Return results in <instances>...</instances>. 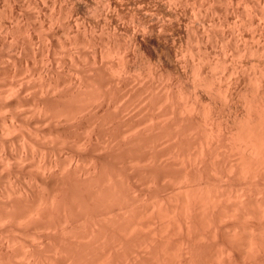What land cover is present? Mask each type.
<instances>
[{
  "label": "bare ground",
  "instance_id": "1",
  "mask_svg": "<svg viewBox=\"0 0 264 264\" xmlns=\"http://www.w3.org/2000/svg\"><path fill=\"white\" fill-rule=\"evenodd\" d=\"M165 1L164 3H166ZM175 1L176 4L181 2V0ZM242 1L252 10L250 14L246 9H243V17H249L248 24L259 31V38L262 37L264 32L263 26L256 20L257 17H261V19L264 20V7L259 2L261 0ZM232 2L233 1H231V3ZM239 2L240 0L237 3ZM170 3L172 2L170 1ZM164 7L167 9V4H164ZM113 8L116 10V7ZM170 9L171 12L169 13L175 17L173 18L172 16V18L178 21L179 16L177 10L179 9ZM170 9L168 8L167 10L170 11ZM61 12L60 10V13ZM154 14H156V12ZM172 18H170L171 21ZM170 19L168 18V20ZM194 25L192 26V30L197 29ZM84 27H86V25ZM142 28L143 27H141V29ZM162 28H164V26H161V29ZM66 31L67 29L65 32ZM231 31L233 32V30ZM65 32L64 34H66ZM199 34L201 33L199 32ZM239 34L240 32L238 35ZM237 38L239 39V37ZM251 38L254 41L255 38ZM251 38L250 41H252ZM229 40L230 39H228V41ZM12 41L13 40L10 42L12 43ZM136 41L138 42V39H136ZM129 43L131 45V42ZM223 43L225 42L223 41ZM123 44L124 43H122V45ZM227 44L226 42L225 45ZM11 45H13V43ZM201 45L203 44L201 43ZM16 46H14V48ZM71 47H73V45ZM113 47H115V45ZM259 47L256 49L254 48L252 51L256 52V54L260 51L264 53V49H259ZM58 48L61 49V47ZM118 48L116 47V49ZM234 48H236V46ZM134 49L136 48L134 47ZM114 52L116 55V51ZM261 53H259V56ZM118 54L116 58H118ZM185 54L186 53H184V56ZM191 54L190 56H193ZM52 55L54 56L53 53ZM97 55L94 57H98ZM115 55L113 54L112 56L114 57ZM175 55L177 57V53ZM241 55L242 54H239L238 56L242 58ZM119 56L120 59L124 57L120 54ZM249 56H251V54ZM42 58L44 57L42 56ZM116 58L113 59L116 60ZM212 58H214V56ZM252 58L254 59V57ZM194 59L195 58H193V60ZM223 59L225 58L223 57ZM258 59L261 61L260 58ZM77 60L79 61L80 59L77 58ZM105 60H103V62ZM11 61L12 60H10V62ZM99 61H101V59L97 60L96 63L92 62L96 69L99 67L98 65L100 63L97 64ZM126 61L128 62V60ZM120 62L122 61L120 60ZM175 62L177 61L175 60ZM55 63L56 61L53 64ZM58 63L59 62H57V65H59ZM120 64L121 63H119L121 67L120 72H122L123 75H121L123 77L125 75V70L127 71L125 64L128 65V63L122 62V64ZM199 64H192V70L194 71L190 70L192 71V75H194V72H197V74H195L197 76H195V79L197 80L194 81L191 79L192 82H196V87L193 86L194 89L206 86L209 81H212L209 80L210 78H207L208 76L204 74V71V73L201 72L203 67L198 66ZM50 65L52 66L51 62ZM74 65L75 64H71V66ZM79 65L80 64H78V67ZM261 65H263V62ZM69 66L68 64V67ZM102 66L104 67L103 64ZM238 66H233L230 71V74L231 72L233 73L230 77L232 78L235 76L234 83L231 82L233 84L241 79V75L236 76L240 73L233 72V70L238 69ZM85 67L86 66L83 68L82 65V67L79 68L85 69ZM94 67L92 69L96 70ZM128 67H130V65ZM215 67L217 68V64ZM215 67L214 71L217 73L219 69L216 70ZM106 68L104 67L103 70L106 71ZM212 68L213 67H211V70ZM256 68V70L253 68V72H251L252 74L248 79L242 74L243 77L250 80L252 92V95L248 92L250 96H247L250 98H245L247 97L246 94L242 96L245 99L243 100L245 101V105H242L243 101L238 99L241 95H239V92L242 90V87L239 90V85L237 86V84H235L236 88L232 90V88L230 89L232 85L230 81H227V83L231 84L230 86L227 83L225 86H222L220 85V79L222 77H218V80L215 76L213 79H216V81L218 80L215 86H218L219 91H223L225 97L222 95V91L221 95L225 100L222 99L223 101H221L219 98V101H216L213 97L212 99H214L215 102H208L213 105L211 106L210 104V107L207 101L205 104L203 102L204 99H200L195 91L190 94V97L188 96L189 94L186 96L187 101L183 105L175 99L176 91L175 93L172 91L173 88L170 86L172 84L168 86V83H165L168 87L165 88L166 86H164V89L167 90H164L166 92L163 95L157 93L155 88L150 89L152 86L154 87V84H151L152 86L149 85L150 88L148 90L149 93L146 94L147 96L142 94L146 96L145 98L148 100V103L151 102V104H149L150 106L148 105L149 110L151 105L153 108V104H156V100L162 103L161 107L156 105L159 107V110L157 109L158 107H154L160 111V115L157 114L156 109V111L154 108V111L152 110L153 115L155 113L158 115H156V118L153 117L154 122H149L152 121V117H149L150 120L147 119L148 116L145 115L149 112L146 110L147 108L144 110V113L147 111L145 114L142 111V115L144 114L143 117H146L144 120H140V118V122L138 119L135 120L134 116H131L132 113L130 118H127V112L131 110L128 107L133 103H131V101H127L124 105L120 106L124 102L121 101L122 103L118 106L119 108L117 107V98L120 99L121 96L124 97L125 95L123 94L125 90L127 92L128 87L126 85L127 89L125 87V90H123V85L121 90L124 91V93L121 94L120 97L118 95L117 98L115 97L117 96L115 90L120 88L119 85L115 90L112 88L114 92L111 91L112 89L106 90L105 88V90L102 91L100 90L103 89L102 86L95 85V80H99L100 78V73L98 71L101 67L95 71L97 79L94 81L90 79L91 82L88 78H91L93 73L89 71L91 76L88 73L87 77V72H85L86 75L82 73L83 76L80 77L78 76V71H76L75 73L77 74L75 76L81 79L77 80L75 77L70 78L68 76L70 79L74 78L76 80L72 79L73 81L68 83L66 78L65 81L68 85L70 84L69 88H66L68 85L64 84L63 86H66L64 88L62 87L63 90H58L57 92H55V85H53L57 77L52 75L55 78L53 79L54 81L52 80V83V81H50L52 76H49L50 78L48 81H50L51 84L48 81L49 85L45 82V94H43V96L40 95V99L38 98L39 100L36 101L37 98H34L35 100L31 105V103L25 99L24 102H21L23 99H18L21 100L19 102L22 103V106L20 103L17 104L21 106L20 109H23L22 107L25 102L24 106H26V104H29L28 108L31 106L27 109L28 111H19L20 109H17V105L9 106V108L7 106L6 108L2 106L1 108L5 110H2V116L0 115V118L2 117L0 119V130L2 132L14 134L20 124L24 127L27 125L34 130H24L25 133L26 131H28V133H26V135L24 134L23 137H21L22 134L19 135L16 133L17 137L15 138L11 134L12 136L10 137H12L11 139L16 145L14 149H17L18 153L16 152L17 154H14L15 152L13 153L12 149L11 151L8 150L5 153L3 152L4 154L1 153L3 154L2 160L0 158V161H2V170H4L5 167H9V165L11 166L13 161L17 162L16 159H18V162L22 159V163H19L21 166H19L18 163L17 165L14 163L16 166L14 164L12 165L15 166V168H18V166L22 167L24 163L23 160L25 159V165L26 163L30 164L32 162V166H36L34 169H41V171H33L31 168L32 166L30 168L27 166V170H25L27 177L24 176V181L21 183L19 182L20 186L18 185L19 183H16L17 187L13 184V181L10 180L11 174H9V170H5V172L9 174V180L12 181L10 183L16 187L12 188L8 179H6L9 184L5 182L6 185L4 186L7 188L4 192L3 190L5 187L2 188L3 190L1 191L3 194H0V264H264V101L262 102L263 104H261V102L259 103L257 101L259 99L256 100V97L259 95L263 96L262 99H264V71L261 69V66H257ZM69 69L71 68H68V72H71ZM72 69H74L72 72V75H74L75 68ZM117 70L116 68V71ZM245 70L247 71V69ZM214 71H212L213 74ZM100 72L102 73V70H100ZM132 72L131 75L134 74V71ZM225 73L223 72L224 75ZM235 73L236 75H234ZM102 74H100L101 77ZM108 74H103L104 77H102L103 79L101 78L102 82L104 81V85L108 84L112 86L113 84V87H116L114 83H118V81L114 83L113 81L118 80V77H121L119 76L120 74H117L118 77L115 78L113 76L114 74H112L111 78ZM46 75L48 76V73ZM69 75L71 74L69 73ZM152 75L154 74L152 73ZM84 76L87 80L84 79ZM105 77H108L107 79L110 78L108 81L106 79L109 83L112 79V84L105 83ZM125 78L127 79V77ZM125 78L123 80H125ZM236 78L239 80L237 79L236 81ZM31 80L33 82L32 78ZM58 80L57 82L60 81ZM180 81L182 80L180 79ZM216 81L214 80V83H216ZM224 81L225 80H223V82ZM219 82L220 84H218ZM99 83L100 81L97 82V84ZM174 83L177 84L175 81ZM37 84H39V82ZM124 84L127 83L125 82ZM97 87H100V91H98ZM52 88H54V92ZM145 88H148V86H145ZM250 88L248 89L250 90ZM16 89L14 93H16ZM57 89H61L60 86H58ZM118 89L116 91L117 94L122 93V91ZM200 90H202V88H200ZM11 91L14 90L11 89ZM203 91L204 90H202V92ZM130 92H127V94H130ZM156 93L163 97L161 98V96H159V99L156 98ZM94 94H97V96ZM92 95L96 97L91 99ZM11 96L13 97V95ZM218 97L220 96L217 95L216 99H218ZM236 97L241 103L238 104V106L241 105L243 107L241 110L239 109V111L234 112L235 109L233 108H238L236 103L239 102L236 100ZM254 101L257 102L255 103ZM17 102H15V104ZM138 103L139 102H137V104ZM162 107L164 110L161 109ZM24 108H27V106ZM126 109H129V111ZM137 109H135L136 112ZM28 115H31L33 119L35 117L36 121L35 119L32 121L38 123L33 122L35 123L33 124L31 119H29L31 117ZM27 117H29V120ZM44 124H49L50 128ZM23 126L20 127L24 128ZM46 127H48V129H46ZM22 128L19 129L22 130ZM32 132H35V137H38L40 133L39 137L40 135L41 137L38 139L42 141H39L37 137H33L34 135ZM42 136L44 140L41 139ZM8 142L9 140L5 142L7 146L10 145ZM32 146H36L37 149ZM5 160H7V166H5ZM10 161L11 163H9ZM25 165L24 167H26ZM16 172L15 170V173ZM25 179H28V182H26ZM13 180L16 182L15 178H13ZM144 185L148 186L144 188ZM4 220H6V222L2 224L1 221L3 222ZM14 230H17L15 231L16 233ZM27 236L29 239H32L34 236L36 241L34 238V241L31 239L29 240Z\"/></svg>",
  "mask_w": 264,
  "mask_h": 264
},
{
  "label": "rangeland",
  "instance_id": "2",
  "mask_svg": "<svg viewBox=\"0 0 264 264\" xmlns=\"http://www.w3.org/2000/svg\"><path fill=\"white\" fill-rule=\"evenodd\" d=\"M95 3H94V2ZM123 1V2H122ZM137 1V2H135ZM165 0H0V115L1 113L3 112L2 110H4L3 108H1L2 106L6 108V106L9 108V106H16L17 104H19L22 99L23 101L21 102H24V99L29 101L31 103V105L33 104L32 102L36 99L39 100L40 99V95L43 96V94H45V89L44 87L45 86V82L48 81V79L50 78L49 76H54V77H57L56 79L52 76L50 79V81H52L53 79H55L56 82L53 83V85H55V92H57L58 90H63L62 87L64 88L65 86H63L64 84H67V80H68V83H70V81H73L72 79H70L71 77H75L77 80L78 79H81V78H78V76H83L82 73H84V75H86L88 77V73L89 75L91 76L90 72L93 73V76L91 78H88L89 80H95L97 79L96 78V72L98 70V68L102 70V73L105 75V74H108V76H110V78L112 77V74H114V78L115 77H118L117 74H120L119 76L122 77V72H120L121 70V67L119 66V63L122 64V62H126L128 63L125 64L126 66V69L127 71L130 70V71H126L125 70V73L123 71V73L125 74L123 77H127V79L125 78V80H123L124 78L122 77H118V80H110V83L107 82L109 79H107L106 77L104 78L105 80V83H109V84H112V81L113 83L114 82H117L118 83H114V86L116 87H113V84L112 86L111 85H108V84H105L104 85V81L102 82L101 78L104 77L103 74L100 72V70L98 71L100 74H102V77L101 75L99 74L100 78L99 80H95L96 82V86L99 85V86H102L103 89H100V87H97L98 88V91L100 90H107V89H112L114 88V90L117 88V86L119 85V91H122L121 87L124 85V89L125 90V87L127 89V92H130V94L126 92L125 90V93L124 91H122V93H119L120 94H117V89L115 90V94L117 96H115L116 98L120 97L121 94L125 95L124 97H120V99L117 98V107L120 105V103H123L120 105H124V103H126L127 101H131L132 105L130 104V106L128 107L129 109H131L129 111V109H126L128 114L125 116L128 118H130V115L132 113V117L134 116L135 120L138 119L139 121V118L140 120H144L146 117H143L144 114L147 112L144 113V110H148L149 112H147L145 115L148 116L147 119H149V117L152 119V121H149V122H154V118H156V115H160V111L159 110V107L162 106V103H160L159 100H156V104H153V108L154 107H158L156 105H159V107L156 109L154 108V110L156 109L157 110V114L155 113L154 115L152 114V112L154 111L153 108H152V105H151V108L149 110V107L148 105L151 104L148 103V100H146V94L149 93V88L151 84H154V87L152 86V88L150 89H154L156 90L157 93L159 94H164L166 91L164 90H167V89H164V86H166L167 84L165 83H168V86L169 84H172L170 85L172 89V91L175 93V99L177 101H179V103H182L183 105L186 103L187 101V98L186 96L188 95L190 97V94H192V92H196L199 96L200 99H204V103L206 104V101L207 103L208 102H212L215 100L219 101V98L221 99V101H223L222 99H224V93L222 90L219 91V88L218 86H215L217 85V82L219 80L218 77H222L220 80V82L218 84L220 85H226L227 81L230 83L235 81V76H233L232 78L230 77L233 73L231 72L230 74V71H231V68L233 66H238V69L237 70H233V72L235 71L236 73H240L239 75L236 73L234 75L236 76H240V78L242 79H238L236 78V81L237 79L239 81H237V83L235 82V84H237V86L239 87V90L241 89L242 87V90L239 92V95H236V96H239L238 99H240L241 101L245 100L242 96H244L246 94L250 96V94L252 93L251 92V88H250V80H247L250 76H251V72H253V68L254 70H256L257 66L260 67L261 66V69H263L264 71V53L261 51L259 53L260 56H259V53L256 54V52L252 51L254 50V48H258L259 46V49H264V32H263V35L262 37L259 38V31H257V29H255V27L249 25L248 23V19L249 17L247 18H244L243 17V9H246L247 12H251L252 10L249 9V6L246 5L242 0H240L239 3H237L238 1L236 0H231L233 1L231 3L230 0H181L180 3H177L176 4V1L175 0H166L164 3ZM170 1L172 3H170ZM194 1V2H193ZM220 1V2H219ZM243 3H242V2ZM255 1H258V0H255ZM55 2V3H54ZM61 2V3H60ZM202 2V3H200ZM261 5H263L264 7V0H261L259 1ZM100 3V4H99ZM123 3V4H122ZM170 3V4H169ZM191 3V4H190ZM206 3V4H205ZM210 3V4H209ZM242 3V4H240ZM57 4V5H56ZM59 4H60V7H59ZM102 4V5H101ZM115 4V5H114ZM162 4V5H161ZM164 4H167L168 8H172L174 10H177L178 12V21H176L177 19H173L175 18L173 15H171L169 12H171V9L170 11L167 10L165 7H164ZM203 4V5H202ZM226 4V5H225ZM240 5V8H239V5ZM148 5V6H147ZM206 7H205V6ZM211 5V6H210ZM215 5V6H214ZM21 6V7H20ZM36 6V7H35ZM54 6V7H53ZM62 6V7H61ZM112 6V8H111ZM159 6V7H158ZM175 6V8H174ZM195 6V7H194ZM199 6V7H198ZM201 6H204V7H201ZM247 6V7H245ZM113 7H116V10L113 8ZM121 8V9H118V8ZM148 7V8H147ZM178 7V8H177ZM197 7V9H196ZM222 7V8H221ZM228 7V8H227ZM230 7V8H229ZM238 7V8H237ZM5 8V9H4ZM33 8V9H32ZM61 8V9H60ZM214 8V9H213ZM32 9V10H31ZM55 9V10H54ZM103 9V10H102ZM155 9V10H154ZM159 9V10H158ZM200 11H199V10ZM227 11H226V10ZM249 9V10H248ZM60 10L62 11L60 13ZM73 10V12H72ZM113 12H112V11ZM157 10V11H156ZM185 10V11H184ZM191 10V11H190ZM207 12H206V11ZM67 11V12H66ZM226 11V12H225ZM232 11V13H231ZM11 12V13H10ZM45 12V13H44ZM99 12V13H98ZM156 12V14L154 13ZM168 12V13H167ZM235 12V13H234ZM240 12V13H239ZM51 13V14H50ZM103 13V14H102ZM153 13V14H152ZM161 13V14H160ZM215 13V14H213ZM224 13V14H223ZM228 13V14H227ZM242 13V14H241ZM248 13V14H249ZM31 14V15H30ZM49 14V15H48ZM61 14V15H60ZM117 14V15H116ZM120 14V15H118ZM167 14V15H166ZM201 14V15H200ZM251 14V13H250ZM249 14V15H250ZM29 15V16H28ZM42 15V16H40ZM60 15V16H59ZM106 15V17H105ZM114 15V16H113ZM182 15V16H181ZM191 15V16H190ZM238 15V17H237ZM54 16V17H52ZM72 16V17H71ZM155 16V17H154ZM160 18H159V17ZM165 16V17H164ZM173 16V18H172ZM202 16V17H201ZM218 16V17H217ZM248 16V15H247ZM47 17V18H46ZM111 17V18H110ZM118 17V18H117ZM172 18V21L171 19L168 20V18ZM198 17V18H197ZM209 17V18H208ZM213 17V18H212ZM223 17V18H222ZM227 17V18H226ZM242 17V18H241ZM49 18V19H48ZM57 18V19H56ZM62 20H61V19ZM108 18V19H107ZM185 18V19H184ZM202 18V19H201ZM204 18V19H203ZM41 19V20H40ZM55 19V20H54ZM201 19V20H200ZM247 19V20H246ZM74 20V21H73ZM97 20V21H96ZM121 20V21H119ZM133 20V21H132ZM159 20V21H158ZM175 20V21H174ZM200 20V21H199ZM205 20V21H203ZM210 20V21H209ZM213 20V21H212ZM215 20V22H214ZM224 20V21H223ZM256 20H258L259 23H261V25L263 26V29H264V20L261 19V17H257ZM41 21V22H40ZM63 21V22H62ZM119 21V22H118ZM146 21V22H145ZM158 21V22H157ZM164 21H167L169 23H172V24H168L167 22H164ZM218 21V22H216ZM15 22V23H14ZM43 22V24H42ZM114 22V23H113ZM164 22V23H163ZM177 22V23H175ZM201 22V23H200ZM208 22V23H207ZM220 22H221V25H220ZM12 23V24H11ZM41 23V24H39ZM52 23V24H51ZM156 23V24H155ZM167 23V24H166ZM174 23V24H173ZM179 23H180V26H179ZM214 23V24H213ZM216 23V24H215ZM20 24V25H19ZM25 24V26H24ZM102 24V25H101ZM162 24V25H161ZM165 24V25H164ZM195 24V25H194ZM17 25V26H16ZM51 27H49V26ZM79 25V26H78ZM86 25V27H84ZM108 25V26H107ZM123 25V26H122ZM134 25V26H133ZM160 25V26H159ZM195 26L197 29L196 30H192V26ZM246 25V26H245ZM27 26V28H26ZM79 28H78V27ZM102 26V27H101ZM148 26V27H147ZM161 26H164V28L161 29ZM166 26H171V27H166ZM189 26V27H188ZM219 26V27H218ZM230 26V27H229ZM37 27V28H36ZM49 27V28H48ZM85 29H84V28ZM138 27V28H137ZM141 27H143L141 29ZM179 27V28H178ZM210 27V28H209ZM216 27V28H215ZM69 28V29H68ZM78 28V29H77ZM116 28V29H115ZM148 30H146V29ZM191 28V29H190ZM218 28V29H217ZM236 30H235V29ZM250 28V29H248ZM10 31H9V30ZM14 29V30H13ZM22 29V30H21ZM48 29V30H47ZM67 29V31L65 32V30ZM72 29V30H71ZM82 29V30H81ZM95 29V30H94ZM104 29V30H103ZM114 29V30H113ZM134 29V31H133ZM144 29V30H143ZM168 29V30H167ZM173 29V30H172ZM182 29V30H180ZM185 29V30H184ZM203 29H204V32H203ZM215 29V30H214ZM217 29V30H216ZM221 29V30H219ZM223 29V30H222ZM245 29V30H244ZM247 29V30H246ZM253 29V30H252ZM74 30V31H73ZM102 30V32H101ZM160 30V32H159ZM199 30V31H198ZM219 30V31H218ZM233 30V32L231 31ZM243 30V31H242ZM14 31V32H12ZM17 31V32H16ZM28 31V32H27ZM46 31V32H45ZM48 31V32H47ZM63 31V32H62ZM178 31V32H177ZM189 31V32H188ZM194 31V32H191ZM209 31V32H208ZM12 32V33H11ZM50 32V34H49ZM64 32L66 34H64ZM74 32V33H73ZM90 32V33H89ZM125 34H124V33ZM144 32V33H143ZM174 32V33H173ZM187 32V34H186ZM199 32L201 34H199ZM207 32V33H206ZM214 32V33H213ZM225 32V33H224ZM240 32V34L238 35V33ZM8 33V34H6ZM31 33V34H30ZM69 33V34H68ZM87 33V35H86ZM146 33V34H145ZM172 33V34H171ZM190 33V34H189ZM195 33V34H193ZM197 33V34H196ZM204 33V34H203ZM11 34V36H10ZM28 34V35H27ZM55 34V35H54ZM59 34V35H58ZM76 36H75V35ZM85 34V35H84ZM89 34V35H88ZM109 34V35H108ZM133 34V35H132ZM156 34V35H155ZM214 34V35H213ZM232 34V35H231ZM254 34V35H253ZM257 34V35H256ZM8 35V36H7ZM17 35V36H15ZM20 35V36H19ZM30 35V36H29ZM69 35V36H68ZM83 35V36H82ZM101 35V37H100ZM106 35V36H105ZM160 35V36H159ZM208 38H207V36ZM239 37V39L236 37ZM7 36V37H6ZM129 36V38H128ZM159 36V37H158ZM19 37V38H18ZM21 37V38H20ZM31 37V38H30ZM60 37V38H59ZM68 37V38H67ZM83 37V38H82ZM85 37V38H84ZM94 37V38H93ZM109 37V38H107ZM111 37V39H110ZM137 37V38H136ZM189 37V38H187ZM211 39H210V38ZM220 37V38H219ZM227 37V38H226ZM248 37V38H247ZM255 38L254 42L253 39L251 38ZM14 38H15V41H14ZM67 38V39H66ZM100 38V39H99ZM126 38V40H125ZM133 38V39H132ZM217 38V39H216ZM241 38V39H240ZM250 38L252 41H250ZM18 39V40H17ZM31 39V40H29ZM48 39V40H47ZM69 39V40H68ZM114 39V40H113ZM117 39V40H116ZM132 39V40H131ZM136 39H138V42L136 41ZM167 39V40H166ZM228 39H230L228 41ZM235 39V40H234ZM243 39H244V42H243ZM258 39V40H257ZM262 39V40H261ZM11 40L13 45L16 46L14 48L13 45H11L12 43L10 42ZM56 40V41H55ZM84 40V41H83ZM96 40V41H95ZM108 40V41H107ZM131 40V41H130ZM199 40V41H198ZM207 40V41H206ZM209 40V41H208ZM238 40V41H237ZM246 40V41H245ZM261 40V41H259ZM89 41V42H88ZM92 41V42H91ZM105 41V42H104ZM115 41V42H114ZM120 41V42H119ZM198 41V42H196ZM212 41V42H211ZM223 41L226 43H228L227 45H225V43H223ZM232 41V42H231ZM235 41V42H234ZM238 43H237V42ZM240 41V43H239ZM242 41V43H241ZM258 41V43H257ZM5 42V43H4ZM29 44H28V43ZM71 42V43H70ZM94 42V43H93ZM101 42V43H100ZM119 44H118V43ZM131 42V45L130 43ZM168 42V43H167ZM174 42V43H173ZM196 42V43H195ZM230 42V43H229ZM15 43V44H14ZM22 43V44H21ZM34 43V45H33ZM74 43V44H72ZM118 45H117V44ZM122 43H124L122 45ZM201 43L203 45H201ZM207 43V44H206ZM212 43V44H211ZM255 43V44H253ZM28 44V45H27ZM39 44V45H38ZM68 44V45H67ZM70 44V45H69ZM83 44V45H82ZM90 44V45H89ZM107 44V45H105ZM110 44V45H109ZM164 44V45H163ZM172 44V45H171ZM176 44V45H175ZM236 44V45H235ZM246 44V45H245ZM31 45V46H30ZM57 45V46H56ZM59 45V46H58ZM61 45V46H60ZM73 45V47H71ZM86 47H85V46ZM115 45V47H113ZM117 45V46H116ZM126 45V47H125ZM129 45V46H128ZM166 45V46H165ZM206 45V46H205ZM247 45H251L250 47L247 46ZM263 45V46H262ZM29 46V47H27ZM35 46V47H34ZM63 46V47H62ZM68 46V47H67ZM70 46V47H69ZM101 46V47H100ZM104 46V47H103ZM106 46V47H105ZM169 46V47H168ZM174 46V47H173ZM195 46V47H194ZM215 46V47H214ZM224 46V47H223ZM236 46V48H234ZM262 46V47H261ZM3 47V48H2ZM11 47V48H9ZM56 47V48H54ZM58 47H61L58 48ZM111 50H110V48ZM116 47L118 49H116ZM134 47L136 49H134ZM171 47V48H170ZM217 47V48H216ZM223 47V48H221ZM241 47V48H240ZM25 48V49H24ZM41 48V49H39ZM72 48V49H71ZM88 48V49H87ZM101 48V50H100ZM103 48V49H102ZM105 48H106V51H105ZM127 48V50H126ZM232 48V49H231ZM239 48V49H238ZM249 48V49H248ZM47 49V50H46ZM68 49V50H67ZM75 49V50H74ZM97 49V50H96ZM130 49V50H129ZM169 49V50H168ZM225 52H224V50ZM242 49V50H241ZM247 49V50H246ZM43 50V51H42ZM60 50V51H59ZM65 50V51H63ZM78 50V51H77ZM96 54H95V52ZM119 50V51H118ZM207 52H206V51ZM231 50V51H230ZM239 52H237V51ZM258 50V49H257ZM116 51V55H115V52ZM136 51V52H135ZM139 51V52H138ZM191 51V52H189ZM204 54H203V52ZM211 51V52H210ZM21 52V53H20ZM37 52V53H36ZM58 52V54H57ZM121 52V53H120ZM123 52V53H122ZM171 52V53H170ZM180 52V53H178ZM215 52V53H214ZM3 53V54H2ZM43 53V55H42ZM49 53V54H48ZM52 53L54 54V56L52 55ZM61 53V54H60ZM121 56H124L122 59H120L119 57V54ZM141 53V55H140ZM158 53V54H157ZM177 53V57H176V54ZM184 53L185 56H184ZM193 55V56H190V54ZM196 53V54H195ZM218 53V55H217ZM225 53V54H224ZM237 53V54H236ZM246 53V54H245ZM17 54V55H16ZM21 54V55H20ZM24 54V55H23ZM79 54V55H78ZM90 54V56H89ZM98 54V55H97ZM115 55L114 57L112 55ZM118 54V58H116ZM210 54V55H209ZM239 54H242L241 57L243 58L244 55L245 57L242 59L240 58V56H238ZM251 54V56H249ZM44 58H42V56ZM49 55V56H48ZM68 55V56H67ZM75 55V56H74ZM98 56V57H94V56ZM109 55V56H108ZM131 55V56H130ZM172 55V56H171ZM199 55V56H198ZM232 55V56H231ZM238 58H237V56ZM248 55V56H247ZM35 56V58H34ZM37 56V57H36ZM46 56V57H45ZM61 56V57H60ZM78 56V57H77ZM137 56V57H136ZM140 56V57H139ZM144 56V57H143ZM185 58H184V57ZM214 56V58H212ZM231 61H230V59ZM263 56V57H262ZM40 57V58H39ZM49 57V58H48ZM59 57V58H58ZM68 57V58H67ZM71 57V58H70ZM101 57V58H100ZM104 57V58H103ZM107 57V58H105ZM109 57V58H108ZM146 57V59H145ZM159 57V58H158ZM174 57V58H173ZM181 57V59H180ZM190 57V59H189ZM192 57V58H191ZM197 57V58H196ZM223 57L225 59H223ZM249 57V58H248ZM254 57V59L252 58ZM12 58V59H11ZM14 58V59H13ZM38 58V59H37ZM80 59L79 61L77 60ZM94 58V59H93ZM113 58H116V61L115 59ZM128 60V62L125 60ZM177 58V59H176ZM193 58H195L193 60ZM219 58V59H217ZM234 58V59H233ZM237 58V59H236ZM248 58V59H247ZM256 58V59H255ZM263 62V65L261 61H259V59ZM263 58V59H262ZM7 59V60H6ZM9 59V60H8ZM18 59V60H17ZM33 59V60H32ZM72 59V60H71ZM101 59V61L97 62V64H99L97 67V69L93 66L94 63H96V61ZM106 59V60H105ZM109 59V60H107ZM136 59V60H135ZM144 61H143V60ZM199 59V60H197ZM208 59V60H207ZM216 59V60H215ZM236 59V60H235ZM245 59V60H244ZM252 59V60H251ZM10 60H12L10 62ZM26 60V61H25ZM44 60V61H43ZM52 64V66L50 65V62ZM74 60V61H73ZM103 60H105L103 62ZM120 60L122 62H120ZM133 60V62H132ZM175 60L178 62H175ZM182 60V61H181ZM235 60V61H233ZM237 60H241L240 62L237 61ZM244 60V61H243ZM56 61V65L53 64L54 62ZM66 61V62H65ZM95 61V62H94ZM136 61V62H135ZM160 61V62H159ZM187 61V62H186ZM225 61V62H224ZM238 63H237V62ZM256 63H254V62ZM49 62V63H48ZM57 62H59L57 65ZM66 64H65V63ZM74 62V63H73ZM94 62V63H92ZM145 62V63H144ZM193 62V63H192ZM195 62V63H194ZM204 62V63H203ZM207 62V64H206ZM210 62V63H208ZM213 62V63H212ZM253 64H251V63ZM261 64H260V63ZM42 63V64H41ZM71 66V64H75L74 66H69L68 67V64ZM79 67L81 68L82 65H83V68L84 66L85 69H80L78 67V64ZM201 63V64H199ZM203 63V64H202ZM212 63V64H211ZM228 63V64H226ZM238 65H237V64ZM49 64V66H48ZM96 64V65H97ZM102 64L104 65V67L106 68L107 66V70H108V73H107V70L104 71L103 70V66ZM112 64V65H110ZM120 64V65H121ZM133 64V65H132ZM144 64V65H143ZM162 64V65H161ZM192 64H199L198 66H202L203 69L201 70V72H203L206 76H208L207 78H210L209 80H212V81H209V83L206 85V86H202L200 88H202V90H204V94L202 92V90H200V88H195L196 87V82H192L191 79H193L194 81L197 80L195 79V74H197V72L195 73L194 72V75H192ZM215 64V65H214ZM217 64V68L215 67ZM5 65V66H4ZM23 65V66H22ZM44 65V66H43ZM130 65V67H128ZM139 65H140V68H139ZM149 65V66H148ZM184 65V66H183ZM190 65V66H189ZM206 65V66H205ZM243 65V66H242ZM253 65V66H251ZM256 65V66H255ZM96 69V70H93L92 68L93 67ZM118 66V67H117ZM135 66V68H134ZM165 66V67H164ZM195 66V65H194ZM251 66V68H250ZM17 69H16V68ZM41 67V68H40ZM56 67V69H55ZM92 67V68H91ZM120 67V68H119ZM157 67V68H156ZM161 67V68H160ZM177 67V68H176ZM189 67V68H188ZM191 67V68H190ZM201 67V68H202ZM208 67V68H207ZM211 67L212 70H211ZM214 67L216 68V70H221L216 73V71H214ZM221 67V68H219ZM242 67V68H241ZM253 67V68H252ZM15 68V70H14ZM44 68V70H43ZM50 68V69H49ZM68 68H71L69 70H71V72L69 71L68 72ZM72 68H75V71H74V75H72L73 73V70ZM111 68V69H110ZM116 68L118 69L116 71ZM154 68V69H153ZM194 68V67H193ZM256 68V69H255ZM67 69V70H66ZM161 69V70H160ZM184 69V71H183ZM244 69V70H243ZM247 69V71L245 70ZM19 70V71H18ZM22 70V71H21ZM41 70V71H40ZM57 70V71H56ZM63 70V71H62ZM84 72H82V71ZM86 70V71H85ZM112 70V71H111ZM148 73H147V71ZM173 70V71H171ZM192 70V71H190ZM207 70V72H206ZM209 70V71H208ZM211 70V71H210ZM46 71V72H45ZM76 71H78L79 75L76 77L75 75L77 73H75ZM90 71V72H89ZM134 71V74L131 75V72ZM151 71V72H150ZM153 71V72H152ZM196 71V70H195ZM214 71V74L213 72ZM226 71V73H225ZM240 71V72H239ZM38 72V73H37ZM59 72V73H57ZM85 72H87L85 74ZM97 72V73H98ZM156 72V73H155ZM223 72L225 73V75L223 74ZM250 72V73H249ZM17 73V74H15ZM48 73V76L46 75ZM51 73V74H50ZM66 73V74H65ZM68 73V74H67ZM69 73L71 75H69ZM81 73V75H80ZM127 73V75H126ZM133 73V72H132ZM138 73V75H137ZM152 73L154 75H152ZM186 73V74H185ZM207 73V74H206ZM220 73V74H219ZM229 73V75H228ZM7 74V75H6ZM14 74V75H13ZM57 74V75H56ZM122 74V75H121ZM136 74V76H135ZM156 74V75H155ZM172 74V75H170ZM174 74V75H173ZM176 74V75H175ZM213 74V75H212ZM216 74V75H215ZM223 74V75H222ZM245 75V77L242 76ZM16 75V76H15ZM65 75V76H64ZM116 75V76H115ZM167 75V76H166ZM178 75V76H177ZM184 75V76H183ZM192 75V76H191ZM228 75V77H227ZM43 76V77H41ZM58 76H59V80H58ZM67 76V77H66ZM70 78H69V77ZM140 76V77H139ZM154 76V77H153ZM163 76V77H162ZM180 76V78H179ZM194 76V77H193ZM216 78L218 79L216 81V79H213V78ZM5 77V79H4ZM20 77V78H19ZM48 77V78H47ZM94 77V79H93ZM136 77V78H135ZM171 77V78H170ZM174 77V79H173ZM193 77V78H192ZM197 77V76H196ZM227 79H225V78ZM31 78L33 79V82L31 80ZM42 78V79H41ZM67 78V79H66ZM129 78V79H128ZM146 78V79H145ZM151 78V79H150ZM154 78V79H153ZM158 78V79H156ZM168 78V79H167ZM177 78V79H176ZM187 78V79H186ZM224 78V79H223ZM231 78V79H230ZM244 78V79H243ZM13 79V80H12ZM66 79V81H65ZM74 79V80H76ZM84 79L85 76H84ZM103 79V78H102ZM107 79V81H106ZM117 79V78H116ZM121 79V80H119ZM134 79V80H133ZM144 79V81H143ZM171 81H170V80ZM180 79L182 81H180ZM230 79V80H229ZM8 80V81H7ZM17 80V81H16ZM45 80V81H44ZM57 80L59 82H57ZM87 80V79H86ZM90 80V82H91ZM123 80V82H122ZM149 80V81H148ZM153 80V81H152ZM158 80V82H157ZM160 80V81H159ZM167 80V81H166ZM173 80V81H172ZM214 80L216 81V83H214ZM223 80H225L223 82ZM244 80V81H243ZM16 81V82H15ZM48 81V82H50ZM99 84H97V82H99ZM120 81V82H119ZM136 81V82H135ZM164 83H163V82ZM174 81L177 83L175 84ZM188 81V82H187ZM5 82V83H4ZM13 82V84H12ZM39 82V84H37ZM47 82V83H48ZM127 83V84H124V83ZM139 84H138V83ZM142 82V83H140ZM170 82V83H169ZM181 82V83H180ZM192 85H191V83ZM211 82V84H210ZM223 82V84H222ZM8 85H7V84ZM23 83V84H22ZM59 85H58V84ZM158 83V84H157ZM162 83V84H161ZM187 83V84H186ZM229 84L230 86V89L232 88V90L234 88H236L235 84ZM51 84V82H50ZM117 84V85H116ZM122 84V85H121ZM147 84V85H146ZM180 84V85H179ZM15 85V86H14ZM26 87H25V86ZM43 85V86H41ZM49 85V83H48ZM52 85V86H53ZM68 85V84H67ZM70 85V84H69ZM69 85L66 87V88H69ZM108 85V86H107ZM126 85V86H125ZM162 85V86H161ZM175 85V87H174ZM4 86V88H3ZM11 86V87H10ZM58 86H60L61 89H57ZM145 86L148 88H145ZM168 86H166L165 88H167ZM185 88H184V87ZM194 86V87H193ZM14 87V88H13ZM18 89H16V88ZM111 87V88H110ZM136 87V88H135ZM144 87V88H142ZM187 87V88H186ZM7 88V90H6ZM23 88V89H22ZM27 90H26V89ZM54 88L53 89V92H54ZM105 88V89H104ZM204 88V89H203ZM250 88V90L248 89ZM4 89V90H3ZM14 90V91H11ZM15 89H16V93L15 92ZM31 91H30V90ZM44 89V91H43ZM100 89V90H99ZM134 89V90H133ZM145 89V90H144ZM175 89H178V90H175ZM187 89V90H185ZM194 89V90H193ZM9 90V91H8ZM23 90V91H22ZM129 90V91H128ZM246 90V92H245ZM110 91V90H109ZM113 91V89L111 90ZM148 91V92H147ZM188 91V93H187ZM221 91H222V95L224 97H222L221 95ZM12 92V93H10ZM34 92V93H33ZM114 92V91H113ZM134 92V93H133ZM141 92V93H140ZM250 94H249V93ZM2 93V94H1ZM20 93V94H19ZM99 93H103V92H99ZM133 93V94H132ZM155 93V91H154ZM157 93L155 94L158 98L159 96H161V98L163 97L162 95H157ZM178 93V94H177ZM181 93V94H179ZM248 93V94H247ZM10 94V95H9ZM17 94V95H16ZM19 94V95H18ZM139 97H137L136 96ZM141 94V95H140ZM142 94H145L146 96L142 95ZM216 94V96H215ZM238 94V93H237ZM3 95V96H2ZM13 95V97L11 96ZM39 95V96H38ZM97 96V94H94ZM130 95V96H129ZM140 95V96H139ZM185 95V96H184ZM217 95L220 96L217 98ZM252 95V94H251ZM15 96V98H14ZM22 96V97H21ZM36 96V97H35ZM38 96V97H37ZM41 96V97H42ZM95 96V97H96ZM249 96L245 97V98H250ZM20 97V98H18ZM25 97V98H24ZM91 97V96H90ZM93 97V95H92ZM91 99H94L95 97H93ZM215 98L212 99V98ZM263 96H257L256 97V100H257L259 103L261 102V104H263L262 102L264 101V99H262ZM11 98V99H10ZM35 98V99H34ZM39 98V99H38ZM125 98V99H124ZM155 98V99H156ZM210 98V99H208ZM18 99H21V100H18ZM30 99V100H29ZM127 99V100H126ZM133 99V101H132ZM143 101H142V100ZM159 99V98H158ZM236 97V100L239 101ZM6 100V101H5ZM18 102H17V101ZM119 100V101H118ZM126 100V101H125ZM225 100V99H224ZM249 100V99H248ZM122 101V102H121ZM146 101V102H144ZM247 101V100H246ZM256 101V102H257ZM15 102H17L15 104ZM135 102V103H134ZM137 102H139L137 104ZM244 102V104H243ZM242 102V105H245V101ZM255 102V101H254ZM255 102V103H256ZM26 103V102H25ZM24 103V104H25ZM28 103V102H27ZM144 103V104H143ZM158 103V104H157ZM213 103V102H212ZM247 103V102H246ZM257 103V104H259ZM21 106H22V103H20ZM23 104V109H20V105H17V109L19 111L22 112V110H27L29 109L28 108V105L26 104L27 108H24L26 106H24ZM181 104V105H182ZM204 104V105H205ZM209 104V103H208ZM211 104V103H210ZM210 104H209V107H210ZM237 107L238 108H233L235 109V111H239V109L241 110V108L243 106L239 105L238 104H241L240 101L236 103ZM141 105V106H140ZM138 106V107H136ZM143 106V107H142ZM150 106V105H149ZM205 106H208V105H205ZM211 106H213L211 104ZM136 107V108H135ZM141 107V108H139ZM240 107V108H239ZM119 108V107H118ZM121 108V107H120ZM139 108V109H137ZM137 109V112L136 110ZM161 109L164 110V108L162 107ZM160 109V110H161ZM237 109V110H236ZM8 110V109H7ZM153 110V111H152ZM155 110V111H156ZM5 111V110H4ZM28 111V110H27ZM135 111V112H134ZM142 111H143V115H142ZM151 111V112H150ZM162 112V111H161ZM196 112V111H195ZM237 113V112H236ZM30 114V113H29ZM199 114V113H198ZM33 115V114H31ZM31 115H28L29 117H27V119H31V122H35L36 121V118L34 117L35 121H32L34 120L32 118ZM138 117H137V116ZM157 115V116H158ZM2 116V115H1ZM131 117V119H132ZM143 117V118H142ZM154 117V118H153ZM2 118V117H1ZM0 118V119H1ZM28 119V120H29ZM150 120V119H149ZM134 121V119H133ZM137 122V121H135ZM140 122V121H139ZM142 122V121H141ZM35 123H38V122H35ZM33 123V124H35ZM42 125V124H41ZM45 126H48L50 128V125L48 124H44ZM43 125V127H44ZM20 126H23L20 124ZM19 128H22L20 127ZM26 127L19 129V133H18V129L16 131L17 134H22L21 137L24 136V134L26 135V133H28V131H25L24 130H30L31 128H29V126L25 125ZM48 127H46V129H48ZM22 132H21V131ZM31 131H34L33 129H31ZM29 131V132H31ZM16 133H9V132H2L0 130V158L2 160L3 158V154L10 150L11 149L13 150V153L14 154H17V149H14L16 146L14 144V142L12 141V137L10 136H14L15 138L17 137V134ZM33 133V137H35V132H32ZM38 133V132H37ZM36 133V134H37ZM10 134V135H9ZM12 134V135H11ZM16 134V135H15ZM30 134V133H29ZM40 134V133H39ZM39 134H38V138L39 137ZM43 134V133H42ZM35 137V138H36ZM4 138V139H3ZM20 138V136H19ZM44 137L42 136L41 139H43ZM2 139V141H1ZM21 139V138H20ZM6 140L8 142V145L7 146V143ZM39 141H42L40 139H38ZM44 140V139H43ZM23 141V139H22ZM46 141V140H45ZM44 141V142H45ZM48 141V140H47ZM3 144V146H2ZM13 144V145H12ZM11 146V148H10ZM4 147V148H3ZM33 148L36 146H32ZM10 148V149H9ZM81 148V147H80ZM5 149V151H4ZM37 149V148H36ZM36 149H33V150H36ZM4 152V153H3ZM17 152V153H16ZM3 153V154H1ZM55 158V157H54ZM20 159V158H19ZM24 159V158H23ZM12 160V159H10ZM17 162L13 161L11 163V161L9 163H11V166L9 165V167H5L4 170H2V161H0V194H3V192L6 190L7 187H5L4 185H6L5 182L6 179H8V182H12L13 181V184H15L17 186V184L22 181H24V178L27 177L26 175V171L27 170V166L28 168H30L32 166V162L29 164L26 163V165L24 164L25 163V159L23 160V164L26 166L24 167V165L22 164V167H19L21 166L19 163H22V159L18 162V159H16ZM28 161V159H27ZM30 162V160H29ZM17 165V163L19 164L18 168H15V164ZM12 164H14L15 166H13ZM5 166H7V160H5ZM11 167V168H10ZM36 167V166H35ZM35 167H31L33 169V171L35 170L34 168ZM38 167V166H37ZM40 168V167H39ZM9 170V174H11V178L9 177V174L7 172H5V170ZM31 169V170H32ZM14 172H12V171ZM15 170L17 171L15 173ZM30 170V169H29ZM38 169H36L35 171H37ZM38 171H41V169H39ZM37 171V172H38ZM12 172V173H10ZM21 173V174H20ZM19 174V175H18ZM23 176V177H21ZM25 176V177H24ZM10 181L9 180V178ZM16 179V182L13 180V178ZM18 177V179H17ZM21 178V179H19ZM5 180V181H4ZM26 182H28V179H25ZM7 182V184H9ZM15 182V183H14ZM2 183V184H1ZM5 183V184H4ZM17 183V184H16ZM20 183L18 184L20 186ZM12 183H10V185L12 186V188L16 187L15 185H13ZM142 184V183H141ZM150 185V184H148ZM148 185H144L143 187L146 188L145 186H148ZM3 186V187H2ZM9 186V185H8ZM10 186V187H11ZM5 187V188H4ZM18 187V186H17ZM4 188V190L2 189ZM9 189V187H8ZM3 190V192L1 191ZM8 221V219H7ZM4 222H6V220H4L3 222L1 221L2 224H4ZM24 223V222H22ZM6 225V224H5ZM13 230V229H12ZM17 231V230H14V232ZM49 231V230H48ZM16 233V232H15ZM18 233V232H17ZM21 233V232H20ZM19 233V234H20ZM31 236V235H30ZM24 237V236H23ZM27 238L29 239V237L27 236ZM36 241L35 237L33 236L32 237V241L33 240ZM29 239V240H30Z\"/></svg>",
  "mask_w": 264,
  "mask_h": 264
}]
</instances>
